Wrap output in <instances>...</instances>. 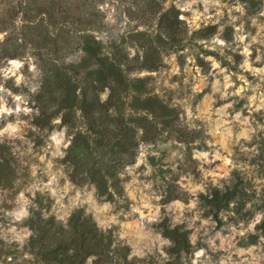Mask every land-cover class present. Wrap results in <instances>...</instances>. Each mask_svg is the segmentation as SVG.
<instances>
[{
    "label": "rangeland",
    "instance_id": "obj_1",
    "mask_svg": "<svg viewBox=\"0 0 264 264\" xmlns=\"http://www.w3.org/2000/svg\"><path fill=\"white\" fill-rule=\"evenodd\" d=\"M157 1L159 8L152 0L57 5L69 9L66 20L91 19L88 28L109 52L141 60L140 32H162L168 42L160 41L155 70L133 68L129 76L146 78L150 93L178 110L175 129L155 123L142 139L139 131L133 162L119 170L121 192L105 199L93 184L72 181L64 161L83 126L78 114L74 128L60 113L50 128L34 122L42 53L56 48L60 62H77L76 39L66 44L72 32L60 31L64 19L42 14L46 0H0V264H39L26 247L34 209L61 223L81 209L141 264H264L256 227L264 218V0ZM171 6L176 36L158 23ZM238 178L249 195L246 213L231 204L218 225L199 194ZM163 220L189 230L190 250L178 260L168 253Z\"/></svg>",
    "mask_w": 264,
    "mask_h": 264
},
{
    "label": "trees",
    "instance_id": "obj_2",
    "mask_svg": "<svg viewBox=\"0 0 264 264\" xmlns=\"http://www.w3.org/2000/svg\"><path fill=\"white\" fill-rule=\"evenodd\" d=\"M60 2L62 0H46L42 14L49 16L50 21L54 16L64 19L60 31L67 32L68 36L72 32L66 44L75 38L82 55L77 62L64 63L56 57V48H50L45 55L42 53L43 80L39 91L32 95L39 110L34 122L50 128L53 117L60 113L62 122L74 128L78 114L83 126L73 131L64 157L71 168V180L77 184L91 183L99 196L112 199L121 192L119 170L133 162L139 131L142 139L148 126L160 124L163 129H175L178 110L152 95L146 78L129 76L133 68L155 70L163 46L160 41L168 42L162 39V32L155 37L140 32L141 60L109 52L88 28L92 20L78 14L66 20L69 9L57 6ZM152 2L159 8L157 0ZM179 21L177 10L171 6L161 13L158 23L160 30L170 36L176 34L174 25ZM105 90L108 94L102 100L101 93ZM243 184L238 178L232 185L199 194L218 225L221 224L219 213L229 209L231 204L239 216L245 215L246 211H242L249 195ZM27 224L32 234L26 247L38 257L39 264H88L89 258V264H141L145 261L129 258L128 246L115 242L111 230L99 228L81 209L74 210L66 223L57 222L53 216L43 217L34 209ZM158 226L170 241L168 253L173 258L178 260L189 252V230L181 224L171 226L166 220ZM256 227L264 234V218Z\"/></svg>",
    "mask_w": 264,
    "mask_h": 264
}]
</instances>
